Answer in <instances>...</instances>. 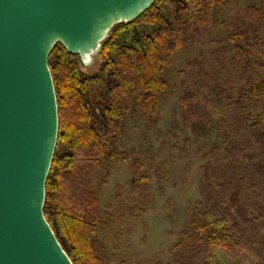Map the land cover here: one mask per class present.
I'll return each instance as SVG.
<instances>
[{
    "label": "trees",
    "instance_id": "obj_1",
    "mask_svg": "<svg viewBox=\"0 0 264 264\" xmlns=\"http://www.w3.org/2000/svg\"><path fill=\"white\" fill-rule=\"evenodd\" d=\"M238 1L244 4L223 20ZM216 28L211 49L169 79L176 54L202 46ZM97 58V71L87 74L60 43L48 56L58 133L43 214L72 264H127L103 236L134 210L122 205L121 186H115V215L100 210L97 194L116 165L128 163L129 195L139 212L150 206L147 182L155 175L164 183L168 162L147 170L140 154L120 143L127 118L155 131L166 95L176 97L193 136L214 134L199 153V200L188 208L170 264H212L214 249L264 264V0H154L135 20L110 29Z\"/></svg>",
    "mask_w": 264,
    "mask_h": 264
},
{
    "label": "water",
    "instance_id": "obj_2",
    "mask_svg": "<svg viewBox=\"0 0 264 264\" xmlns=\"http://www.w3.org/2000/svg\"><path fill=\"white\" fill-rule=\"evenodd\" d=\"M154 0H0V264H72L43 214L58 108L56 43L91 63L110 29Z\"/></svg>",
    "mask_w": 264,
    "mask_h": 264
},
{
    "label": "rangeland",
    "instance_id": "obj_3",
    "mask_svg": "<svg viewBox=\"0 0 264 264\" xmlns=\"http://www.w3.org/2000/svg\"><path fill=\"white\" fill-rule=\"evenodd\" d=\"M243 4V1L232 2L223 20L232 17L236 7ZM219 33L220 29L216 28L214 37L207 39L202 46L178 52L174 58V71L168 74V78L174 80L173 73L180 66L184 67V62L193 60L200 50H210V40ZM99 65L100 60L95 54L91 63L84 65L83 70L92 74ZM213 141V133H202L195 137L184 126L175 96L166 95L162 100L160 121L151 134L147 133L141 121L126 119L120 148L126 152L134 150L139 153L147 170L151 165L167 161L169 175L164 183H160L155 175L149 179L147 185L150 187L152 202L149 207L140 205L142 211L139 212L129 195L132 180L130 165H116L107 186L97 194L100 210L112 215L117 213L118 203L114 194L115 186L118 185L124 192L120 197L122 205L134 212L132 219L123 218L125 220L122 224H113L103 236L111 253L127 264H170L171 247L187 224L188 208L199 200V167L204 163L199 153L205 152ZM212 255V264H253L245 254L238 252L214 249Z\"/></svg>",
    "mask_w": 264,
    "mask_h": 264
}]
</instances>
